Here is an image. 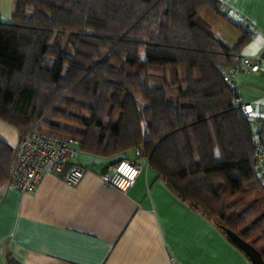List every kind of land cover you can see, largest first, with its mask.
<instances>
[{"label": "trees", "instance_id": "16d2710c", "mask_svg": "<svg viewBox=\"0 0 264 264\" xmlns=\"http://www.w3.org/2000/svg\"><path fill=\"white\" fill-rule=\"evenodd\" d=\"M221 7L219 0H18L12 19L0 21V119L20 133L45 125L101 156L140 148L182 200L264 256L254 145L264 127L257 131L235 107L240 91L230 72L249 34L232 50L218 40L202 12ZM13 156L0 137V186Z\"/></svg>", "mask_w": 264, "mask_h": 264}, {"label": "crops", "instance_id": "0c3cea01", "mask_svg": "<svg viewBox=\"0 0 264 264\" xmlns=\"http://www.w3.org/2000/svg\"><path fill=\"white\" fill-rule=\"evenodd\" d=\"M219 1L221 11H232L229 17L209 10L202 17L231 50L249 34L230 72L243 100L254 102L264 97V0ZM17 2L0 0V21L12 19ZM246 57L259 63L258 71L243 63ZM254 105L258 131L264 100ZM0 137L14 147L20 132L0 119ZM125 158L138 161L127 152L81 151L73 161L86 173L77 185L65 181V170L46 172L33 192L1 185L0 264H11L10 257L19 264H254L225 230L182 200L148 159L138 161L142 171L127 190L103 182L101 173Z\"/></svg>", "mask_w": 264, "mask_h": 264}, {"label": "built area", "instance_id": "2783aa9c", "mask_svg": "<svg viewBox=\"0 0 264 264\" xmlns=\"http://www.w3.org/2000/svg\"><path fill=\"white\" fill-rule=\"evenodd\" d=\"M232 11L227 12L229 17ZM238 22H243V17H238ZM246 32L252 31V26L245 27ZM257 59L261 58L259 54ZM243 63L251 64V70L258 71L259 63H252V58L246 57ZM232 75L235 76L234 72ZM264 100L258 97L254 102ZM252 101L243 100L237 96L234 105L243 111L245 117L256 126L260 120V114ZM81 141L78 138L51 135L38 129L20 133V138L14 146V156L10 167L9 178L6 184L10 189L23 193L36 190L46 172L63 171L68 168L65 181L70 185H77L83 179L86 170L74 162L73 159L81 152ZM256 154V169L262 184L264 185V128L256 133L254 139ZM137 155H141V149L136 148ZM142 165L138 161L121 159L114 166L101 173L100 178L106 184L115 186L121 190H127L136 183Z\"/></svg>", "mask_w": 264, "mask_h": 264}, {"label": "water", "instance_id": "95a60500", "mask_svg": "<svg viewBox=\"0 0 264 264\" xmlns=\"http://www.w3.org/2000/svg\"><path fill=\"white\" fill-rule=\"evenodd\" d=\"M225 230L229 237L251 258L254 264H264V256L259 248L245 240L234 230L226 227Z\"/></svg>", "mask_w": 264, "mask_h": 264}, {"label": "rangeland", "instance_id": "374dc122", "mask_svg": "<svg viewBox=\"0 0 264 264\" xmlns=\"http://www.w3.org/2000/svg\"><path fill=\"white\" fill-rule=\"evenodd\" d=\"M6 22V21H5ZM144 56V55H143ZM39 131H45L47 133H50L49 132V129L45 126V125H40L38 128H37ZM53 134V133H52ZM127 152V154L129 155L130 158L132 159H138V161H143V160H147V157L145 156H141V155H136L135 151L133 149L131 150H128V151H125ZM123 153V152H122ZM121 154V153H119Z\"/></svg>", "mask_w": 264, "mask_h": 264}]
</instances>
